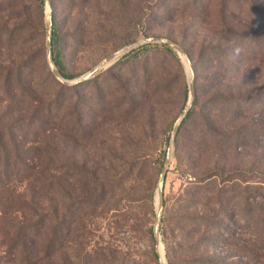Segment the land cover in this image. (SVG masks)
<instances>
[{
  "label": "rangeland",
  "instance_id": "1",
  "mask_svg": "<svg viewBox=\"0 0 264 264\" xmlns=\"http://www.w3.org/2000/svg\"><path fill=\"white\" fill-rule=\"evenodd\" d=\"M52 14L62 37L66 70L75 76L66 80L60 75L69 83L128 46L153 37L180 46L190 60L191 73L171 49L172 54L151 52L120 64L119 60L113 69L82 86L60 88L79 84L60 83L49 66L47 30ZM235 34H248L254 40L247 58L252 63L249 81L258 89L256 84L264 83V0H42V4L0 0V126L10 122L8 98L14 86L7 76L17 68L23 70L21 85L27 90L30 80L46 81V90L30 87L37 98L61 94L74 105V114L66 115L72 134L60 128L35 144L19 137L16 147L7 136L3 141L6 164L0 168H15V175L0 192V206L30 202L40 168H46L49 160L60 168L52 195L43 199V205L52 206L58 215V248L50 263L38 264H208L211 256L220 264L224 259L228 264H264V258L259 263L249 261L255 231L244 214L225 221L213 244L206 227L184 220L189 213L196 218L216 217L217 205L206 208L200 198L195 199L194 209L185 212L196 180L210 178L222 184L228 172L235 171L230 178L241 172L242 180L248 181L244 186L263 182L264 140L250 139L244 149L221 153L195 150L192 143L198 138L188 135L187 129L178 143L173 139L190 100V77L194 97L196 87L201 92L204 88L203 47L231 46L238 40ZM235 48L242 49L240 44ZM235 79L240 81V74ZM249 118L264 124L263 113L252 111ZM29 163L35 172L25 180L22 168ZM12 219L23 221L24 215L0 207V264H22L20 250L7 247ZM258 255L264 257V252Z\"/></svg>",
  "mask_w": 264,
  "mask_h": 264
},
{
  "label": "trees",
  "instance_id": "2",
  "mask_svg": "<svg viewBox=\"0 0 264 264\" xmlns=\"http://www.w3.org/2000/svg\"><path fill=\"white\" fill-rule=\"evenodd\" d=\"M39 1L42 4V0ZM51 21L53 27L51 42L55 66L64 79L73 80L75 76L67 72L61 54L62 37L58 31L54 14L51 16ZM234 37L238 40L231 46L222 48L219 44H209L203 47L201 57L206 65L204 88L201 92L196 87L193 103L176 133V143L185 129L188 130L190 136L196 134L198 140L193 142L192 146L197 151H220L221 153L236 151L238 148H246L250 139L264 140V124L254 120L250 121L249 118L252 111L264 114V83L258 86L255 81L258 89H254V84L252 86L249 81L252 63L248 58H250L254 40L248 34L244 36L235 34ZM239 44L242 47L241 50L235 48ZM235 51L239 52L234 56ZM151 52L173 53L169 47L164 45H145L125 55L118 64L130 58L138 59L141 55ZM33 62H37L35 57ZM22 72L23 70L17 68L13 75L7 76V80L14 87L8 98L10 122L0 126V165L5 163L6 158V154L2 152L5 136L9 143L15 146L19 137L30 144H35L41 136H51L60 128L67 133L74 132L70 122L66 121L74 114V105L70 106V98L62 99L61 94L54 96L48 94L43 98H37L36 91L31 94L30 87L44 88L46 81L35 83L34 80H30L27 90L25 84L21 85ZM239 74L241 80L237 81L235 78ZM82 85L58 86L63 89H74ZM62 113L63 117L60 119ZM66 115H68L67 118ZM168 143L169 139L166 138L165 147ZM24 167L22 169L27 175L24 179L31 180L35 168L30 163ZM14 169L7 165L0 168V192L7 187V183L13 180L11 177L15 175ZM59 169L52 160H49L47 167L40 168L38 177L33 180L36 189H34L30 202H4L0 206L3 212L24 215L23 221L12 219L9 222L7 234V247L12 252L20 250L19 261L22 264H38L40 260L50 263L58 248V215L55 208L43 205V199L52 195ZM228 173L229 178L222 180V184H217L216 179L210 178L194 181L197 184L191 193L192 198H189L184 206L185 212H188L197 206L195 199L200 198L204 201L206 208L217 205L218 210H214L216 217L205 215L196 218L189 213L184 220L192 226L199 223L206 227L207 232L213 234L209 238L213 244L216 241L215 234L220 231L225 221L232 219L234 221L244 214L243 219H246L255 231L254 242L250 249L252 256L249 261L259 263L264 258L258 255L260 251L264 252V179L260 184L252 182L244 186V183L248 181L242 180L241 172H238L237 176L232 179L230 176L236 172ZM214 176L218 178L219 174H213L212 177ZM154 255L156 257L155 253ZM40 256L41 259L38 258ZM208 262V264H220L215 256L209 257ZM222 264H228V259H224Z\"/></svg>",
  "mask_w": 264,
  "mask_h": 264
},
{
  "label": "water",
  "instance_id": "3",
  "mask_svg": "<svg viewBox=\"0 0 264 264\" xmlns=\"http://www.w3.org/2000/svg\"><path fill=\"white\" fill-rule=\"evenodd\" d=\"M47 31H48L47 35H48V62H49V66L51 68L52 73L56 77V79L62 84L76 85V84H80V83L85 82V81H90V80L96 78L98 75H100L102 71L109 70L112 66L115 65V63L117 61H119L121 58H123L128 53L138 49L139 47L145 46V45H164V46L169 47L173 51L177 52V54H179L184 59L188 69L190 68V73H191L190 60H189L187 54L185 53V51L180 46L170 42L169 40L158 38V37H153V38H147V39L140 40L139 42L128 46L127 48L123 49L122 51L118 52L117 54H115V55L107 58L106 60H104L98 67H96L93 71L89 72L88 74H86L85 76L80 78L79 80H75V81H72L71 83H69L68 81L64 80L60 76V74L58 73V71H57V69L53 63V60H52V52H51L52 21H51V16L48 17V30ZM189 93H190L189 103L185 107L183 113L181 114V116L178 120V123L176 124V126L174 128L173 139H175L178 128L180 127L183 119L186 117V115H187V113H188V111H189V109L193 103V100H194V85H193L192 77H190V79H189ZM169 158H170V154H168V156H167V159L165 162L166 164H167V161L169 160ZM165 174H166V168H163L162 174H161V177L159 180L160 200H162V198H163V191H164V185H165ZM161 213H162V205L160 204V207L158 208V220H160ZM155 238H156V241H158V228L155 229Z\"/></svg>",
  "mask_w": 264,
  "mask_h": 264
},
{
  "label": "bare ground",
  "instance_id": "4",
  "mask_svg": "<svg viewBox=\"0 0 264 264\" xmlns=\"http://www.w3.org/2000/svg\"><path fill=\"white\" fill-rule=\"evenodd\" d=\"M160 254H161V257L163 258L161 250H160Z\"/></svg>",
  "mask_w": 264,
  "mask_h": 264
}]
</instances>
